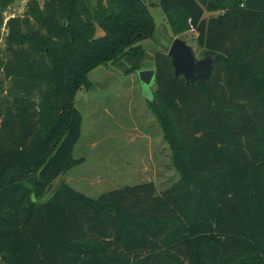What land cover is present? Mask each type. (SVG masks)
I'll list each match as a JSON object with an SVG mask.
<instances>
[{
  "label": "trees",
  "instance_id": "obj_1",
  "mask_svg": "<svg viewBox=\"0 0 264 264\" xmlns=\"http://www.w3.org/2000/svg\"><path fill=\"white\" fill-rule=\"evenodd\" d=\"M15 1L0 0V29ZM43 1L9 21L0 51L2 264H264V0H158L173 34L195 29L215 58L212 77L189 84L169 48L153 57L149 105L179 182L94 199L60 181L38 203L83 163L75 97L89 73L142 71L155 32L143 0Z\"/></svg>",
  "mask_w": 264,
  "mask_h": 264
},
{
  "label": "rangeland",
  "instance_id": "obj_2",
  "mask_svg": "<svg viewBox=\"0 0 264 264\" xmlns=\"http://www.w3.org/2000/svg\"><path fill=\"white\" fill-rule=\"evenodd\" d=\"M31 1H15L3 13L1 52L7 48L9 21L26 18ZM36 1L43 8L44 1ZM143 2L155 22L153 36L140 43L147 54L144 69H154L155 54L170 48L175 38L186 41L198 59L204 58L196 33L190 30L175 36L159 1ZM210 16L206 14V17ZM101 35L103 33L98 29V37ZM89 80L91 86H82L75 97V107L83 116V126L74 159L83 163L51 182L44 196L33 195L32 199L38 203L46 200L60 181L94 199L126 186L149 182L154 183L158 192L162 193L179 182L181 170L174 160L164 129L149 105L156 86H145L136 71L126 74V65L121 66L119 62L94 69L89 73Z\"/></svg>",
  "mask_w": 264,
  "mask_h": 264
},
{
  "label": "water",
  "instance_id": "obj_3",
  "mask_svg": "<svg viewBox=\"0 0 264 264\" xmlns=\"http://www.w3.org/2000/svg\"><path fill=\"white\" fill-rule=\"evenodd\" d=\"M168 56L172 59L175 75L184 77L189 84L208 81L215 69L213 56L198 59L194 49L181 38L174 39L169 48ZM138 77L145 86H155L156 70L139 71Z\"/></svg>",
  "mask_w": 264,
  "mask_h": 264
},
{
  "label": "built area",
  "instance_id": "obj_4",
  "mask_svg": "<svg viewBox=\"0 0 264 264\" xmlns=\"http://www.w3.org/2000/svg\"><path fill=\"white\" fill-rule=\"evenodd\" d=\"M191 31H192L193 33H195V29L192 28Z\"/></svg>",
  "mask_w": 264,
  "mask_h": 264
},
{
  "label": "crops",
  "instance_id": "obj_5",
  "mask_svg": "<svg viewBox=\"0 0 264 264\" xmlns=\"http://www.w3.org/2000/svg\"><path fill=\"white\" fill-rule=\"evenodd\" d=\"M210 15H212V14H210Z\"/></svg>",
  "mask_w": 264,
  "mask_h": 264
}]
</instances>
